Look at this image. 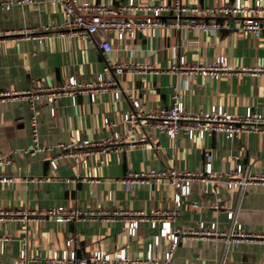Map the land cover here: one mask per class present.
I'll return each instance as SVG.
<instances>
[{
  "label": "crops",
  "instance_id": "1",
  "mask_svg": "<svg viewBox=\"0 0 264 264\" xmlns=\"http://www.w3.org/2000/svg\"><path fill=\"white\" fill-rule=\"evenodd\" d=\"M11 1L9 8L0 9V90L27 91L37 85L62 84L70 75L77 81L92 82L109 63L121 62L124 70L115 78L114 85L121 93L118 98H114L111 88L97 92L93 100L88 91L79 90L73 97L58 98L53 104L54 115H50L44 99L32 100L33 108L29 100L20 96L0 101V154L11 159L0 167L10 177L9 182L0 183V211L25 212L62 206L119 215L109 219L98 214L91 221L63 224L50 219L26 221L25 217H5L0 220V264L15 261L23 237L28 255L39 259L63 248L67 238H72L70 249L77 258L96 249L112 252L120 247L126 248L129 257H143L155 229L141 223L134 236L128 237L127 213L141 210L149 214L171 207L174 192L165 177L124 189L123 177L149 169L190 170L204 178L190 184L172 230L196 228L200 221L214 222L218 229L226 228L230 225L226 211L231 209L243 231L264 234V183L248 186L239 193L227 189L221 181L208 179L203 170L208 154L216 178L217 173L232 169L237 161L249 172H264V133H241L227 139L223 133L211 132L189 140L182 130L173 138L157 132L149 118H139L132 127L119 122L129 107L127 95L138 99L141 111H150L165 106L173 90L190 111L221 105L230 113H243L246 107L264 112V35L163 27L153 34L149 30L136 31L132 37L118 40L114 32L106 31L111 48L104 51L96 41L68 33L65 28L44 29L63 20L56 2ZM88 1L114 8L126 0ZM135 1L154 5L169 0ZM181 1L220 5L234 0ZM240 1L249 5L254 0ZM259 1L264 4V0ZM169 17L170 14H161V18ZM225 19L233 22L231 17ZM23 28L36 29L40 37H23L19 32ZM219 54L226 55L234 71L217 80L187 72V67L171 68L180 56L187 66L207 63ZM33 113L38 119L42 143L97 141L113 130L124 137L123 143L119 149L103 154L91 152L75 159L61 158L52 169L47 153L26 149L30 144L29 119ZM103 117L117 124L104 127ZM142 136L147 143L140 142ZM56 151L53 149L51 154ZM167 245L166 238H161L153 251L160 254ZM171 264H264V239L225 248L220 238L187 236L177 244Z\"/></svg>",
  "mask_w": 264,
  "mask_h": 264
},
{
  "label": "built area",
  "instance_id": "2",
  "mask_svg": "<svg viewBox=\"0 0 264 264\" xmlns=\"http://www.w3.org/2000/svg\"><path fill=\"white\" fill-rule=\"evenodd\" d=\"M30 1V0H23ZM56 2L63 14L61 23H51L44 29L65 28L68 33H77L83 37L96 41L104 51L111 48L110 40L105 36L106 31L114 32L118 40H123L125 36L132 37L136 31L149 30L154 33L157 28L173 27L175 29L198 27L206 31L237 30L250 34L254 37L264 35V4L259 0H254L251 4H242L240 0H234L229 4L209 5V4H186L181 0H169L158 4H141L135 0H126L114 8H110L102 3H91L88 0H51ZM11 0H0V9H7L11 5ZM137 12L141 16H133ZM170 14L169 18H161V14ZM226 17L233 18V22L226 21ZM34 28H23L19 32L23 37L39 38L40 34ZM187 67V68H186ZM172 69L186 68L187 72L197 73L204 77L219 79L225 74L234 71V66L230 64L226 55L219 54L207 63L185 65L183 57L180 56L176 64L171 65ZM124 70V64H105L102 74L92 82L77 81L70 75L62 84L37 85L32 90L22 91L17 89L3 88L0 90V101L11 97H24L29 100L31 108L34 104L32 100L44 99L49 105L50 115L55 114L54 102L64 96L73 95L79 90L88 91L90 100L95 94L105 88L113 90L114 98H118L121 93L114 85L117 75ZM240 69L238 71H243ZM129 107L121 116L119 122L128 123L131 127L138 123L139 118L152 119L151 126L157 132L165 133L173 138L178 131L182 130L189 140L194 137H203L211 132H220L227 139L241 133L258 132L264 133V112L246 107L243 113H230L223 109L221 105H210L207 109L190 111L186 109L176 90L170 93L168 103L155 110L141 111L138 99L132 95H127ZM117 122L103 117L102 125L110 127ZM38 119L33 113L29 119L30 144L26 149L47 153L48 161L52 169L57 166L59 159L86 155L97 152L106 153L119 149L123 143V136L118 130H113L110 135L97 141L93 139H83L73 143H42L37 131ZM140 142L147 143L145 137L139 138ZM155 147H157L155 145ZM57 151L51 154V151ZM11 162V159L0 154V167ZM204 172L208 179L221 181L227 189L238 190L241 193L246 187L264 183V172H249L240 162H236L234 167L225 172L217 173V178L211 172L209 155H206ZM199 173V172H197ZM195 171L163 169L141 171L138 173H128L122 178L125 190H130L137 184L149 183L152 178L165 177L168 184L174 188L171 198V207L160 208L146 214L139 210L127 213L126 235L132 237L135 230L141 223H146L151 229H155L152 241L147 244L144 256L132 258L127 255L126 248L120 247L112 252H105L100 249L91 251L85 257L77 258L73 250L70 249L72 238L64 240L63 248L53 250L48 258L39 259L37 256H29L27 251L26 238H21V246L17 258L10 264H171L174 250L180 240L187 236L200 238H220L224 242L225 248L235 246L241 242L264 239V234H253L241 229V225L233 218V211H226V218L230 225L223 229H218L214 222L204 224L200 221L196 228L175 229L171 225L179 214L182 205V198L187 195L190 184L196 180L204 179ZM10 181V177L0 170V183ZM215 208L218 206L215 205ZM98 214L106 215L111 219L119 213L112 212L106 214L102 210L96 211L89 208H64L62 206L49 207L43 209L27 210L25 212L0 211V220L3 218L25 217V220L50 219L54 223L63 224L80 220L91 221ZM122 214V213H120ZM161 238L168 241L167 248L162 253L153 251L157 247Z\"/></svg>",
  "mask_w": 264,
  "mask_h": 264
}]
</instances>
